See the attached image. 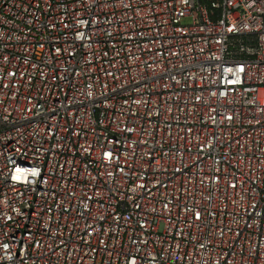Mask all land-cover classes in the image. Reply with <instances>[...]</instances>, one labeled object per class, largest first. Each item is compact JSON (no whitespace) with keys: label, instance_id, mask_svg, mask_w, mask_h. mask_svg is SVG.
Masks as SVG:
<instances>
[{"label":"built area","instance_id":"1","mask_svg":"<svg viewBox=\"0 0 264 264\" xmlns=\"http://www.w3.org/2000/svg\"><path fill=\"white\" fill-rule=\"evenodd\" d=\"M0 264H264V0H0Z\"/></svg>","mask_w":264,"mask_h":264}]
</instances>
